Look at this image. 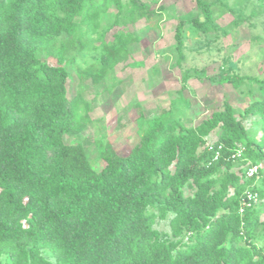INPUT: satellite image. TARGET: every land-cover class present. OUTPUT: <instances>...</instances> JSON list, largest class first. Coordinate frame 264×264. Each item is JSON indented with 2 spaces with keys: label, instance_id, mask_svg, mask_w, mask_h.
Returning a JSON list of instances; mask_svg holds the SVG:
<instances>
[{
  "label": "trees",
  "instance_id": "16d2710c",
  "mask_svg": "<svg viewBox=\"0 0 264 264\" xmlns=\"http://www.w3.org/2000/svg\"><path fill=\"white\" fill-rule=\"evenodd\" d=\"M110 6L113 20L99 29ZM195 9L175 29L178 67L184 26L225 37L245 22L236 13L219 26L218 16L234 13L221 1L195 0ZM158 15L141 0H0V264H264V53L253 75L231 61L214 75L181 71L183 85L228 84L249 100L238 117L228 102L189 128L174 102L151 119L140 111L125 154L108 137L95 141L98 168L80 143L63 141L91 123L89 103L68 95L69 55L99 49L96 65L77 72L98 85L138 40L124 30L106 36ZM253 165L259 179L246 177ZM245 190L258 202L241 213ZM156 220H168L169 232Z\"/></svg>",
  "mask_w": 264,
  "mask_h": 264
},
{
  "label": "rangeland",
  "instance_id": "374dc122",
  "mask_svg": "<svg viewBox=\"0 0 264 264\" xmlns=\"http://www.w3.org/2000/svg\"><path fill=\"white\" fill-rule=\"evenodd\" d=\"M128 1L121 0L124 5ZM141 1L159 15L138 20L126 27L120 24L106 36L109 43L115 31L124 30L133 33L138 40L128 46L127 60L119 63L98 85H93L89 79L81 80L77 72L96 65L95 56L99 49L91 54L72 53L69 58L74 62L65 64L69 73L68 95L74 97L79 93L89 103L91 123L77 135H64L63 141L67 144L80 143L96 168L102 166V162L98 159L95 141L108 137L114 149L125 154L138 141L134 120L140 111L145 119H151L174 102L173 107L182 117L183 125L189 128L222 109L224 102L233 106L238 117L249 101L242 99L228 84L213 86L206 80L191 79L183 85L182 70L196 67L214 75L227 61H231L238 65L240 74L253 75L262 66L258 57L264 53V15L256 9L255 0H210L221 1L234 11L218 16L216 23L219 26H230L236 13L241 14L245 22L239 27H231L225 37L194 34L189 26H184L185 58L180 67L177 66L178 54L174 50V33L180 20L198 14L195 0ZM217 7H214L216 15ZM115 11L113 6L109 7L100 18L99 29H105L112 22ZM253 12L255 15L251 18ZM39 57L50 65H56L52 58L46 59L41 54ZM214 140L213 134L207 137L208 144ZM256 182L258 184L259 181ZM155 228L169 232L168 220H156Z\"/></svg>",
  "mask_w": 264,
  "mask_h": 264
},
{
  "label": "built area",
  "instance_id": "2783aa9c",
  "mask_svg": "<svg viewBox=\"0 0 264 264\" xmlns=\"http://www.w3.org/2000/svg\"><path fill=\"white\" fill-rule=\"evenodd\" d=\"M209 145V149L211 144ZM240 153L237 154L239 156ZM217 158V154L215 156V159ZM259 174H258V167L256 165L248 167L246 171V177H255L256 179H259ZM258 202L257 194L255 192H252L250 190H245L243 194L240 197L239 201V211L243 213L245 209L253 207L256 203Z\"/></svg>",
  "mask_w": 264,
  "mask_h": 264
}]
</instances>
